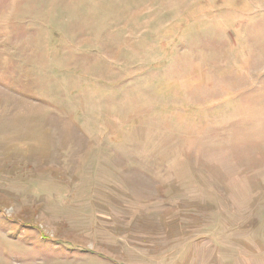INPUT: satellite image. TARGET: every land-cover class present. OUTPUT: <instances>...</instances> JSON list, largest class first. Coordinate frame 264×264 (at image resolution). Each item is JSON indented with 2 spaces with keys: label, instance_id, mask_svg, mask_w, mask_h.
I'll return each instance as SVG.
<instances>
[{
  "label": "rangeland",
  "instance_id": "rangeland-1",
  "mask_svg": "<svg viewBox=\"0 0 264 264\" xmlns=\"http://www.w3.org/2000/svg\"><path fill=\"white\" fill-rule=\"evenodd\" d=\"M0 264H264V0H0Z\"/></svg>",
  "mask_w": 264,
  "mask_h": 264
},
{
  "label": "crops",
  "instance_id": "crops-1",
  "mask_svg": "<svg viewBox=\"0 0 264 264\" xmlns=\"http://www.w3.org/2000/svg\"><path fill=\"white\" fill-rule=\"evenodd\" d=\"M123 162H125V161L123 160ZM114 172L106 174L107 177L110 180L108 182V184H107V186H108L107 188L108 189H106V188H102L101 189V190H107V191L110 190L113 193V196H115L114 198L111 197L112 200H110L112 202V207L111 208H113L111 210L113 211V210L117 209L118 211H123L122 210L123 199L120 200V196L126 195L128 197V199H129V203L132 202V204H131V206H130V208L128 210V211L131 210L129 215L132 216L133 210H134L135 211V215H134L133 218L139 219V215L142 212V210H141L142 206H138V205L133 206V191H132V187L133 188H135V187L133 186V183L131 181V177L130 176L128 177V174H127L126 171H121V173H116V171H114ZM147 176L148 175L145 174L144 178H148ZM104 177H106V176H104ZM99 179H101V177L94 178V182L99 183L98 182ZM82 192H86V191H82ZM84 194H86V193H84ZM99 194H101V193L99 192ZM95 195L97 197V191L94 190V195L93 196L95 197ZM96 197H95V199H96ZM139 202H141V200ZM136 206H138V207H136ZM118 257H120V256L118 255ZM118 259H120V258H118Z\"/></svg>",
  "mask_w": 264,
  "mask_h": 264
}]
</instances>
